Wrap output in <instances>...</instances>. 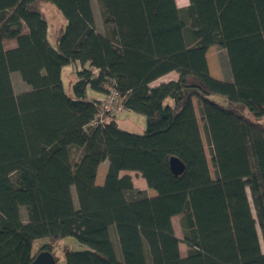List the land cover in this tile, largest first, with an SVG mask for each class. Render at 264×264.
<instances>
[{
	"label": "trees",
	"instance_id": "16d2710c",
	"mask_svg": "<svg viewBox=\"0 0 264 264\" xmlns=\"http://www.w3.org/2000/svg\"><path fill=\"white\" fill-rule=\"evenodd\" d=\"M45 2L65 20L54 47ZM91 2L0 0V264H32L42 251L58 262L66 237L87 250L63 247L65 264H264V0H97L105 33ZM214 46L229 81L210 75ZM76 63L66 93L61 71ZM12 73L27 85L18 93ZM110 89L121 111L145 117L142 134L118 127L119 112L96 119L101 100L86 92Z\"/></svg>",
	"mask_w": 264,
	"mask_h": 264
},
{
	"label": "rangeland",
	"instance_id": "374dc122",
	"mask_svg": "<svg viewBox=\"0 0 264 264\" xmlns=\"http://www.w3.org/2000/svg\"><path fill=\"white\" fill-rule=\"evenodd\" d=\"M91 3H92L93 13H94V16L96 18L97 29L99 32L105 33V28L103 26L102 17H101L100 6H99L97 0H92ZM40 8L44 14V17H45V19L47 21V25H48L47 41L51 46L54 47L56 36L59 33L60 29L65 24V20L62 17V15L59 13V11L56 9V7L50 3H46V2L41 3ZM13 45H15L14 40L4 41V47L6 49L11 48ZM207 63H208L210 75L213 78L225 81L226 80L225 77L227 75L231 76L230 69L228 66V61L226 58V54L221 48L214 46L208 50V52H207ZM227 71H228V73H227ZM226 73H227V75H226ZM175 77H176L175 73L168 74L164 78H162L161 80L158 79L156 82H153L151 85L155 86L157 84L162 83V82H160L162 80H170V79L175 78ZM61 80H62V84H63V88H64L65 92L71 93L72 91H71V88L69 87V85H70V82H73L75 80V74H74V70H73L72 66L63 67V69L61 71ZM12 84L14 87V91L16 93L24 90L27 86L26 84H24L22 82L20 75L18 73H12ZM89 91L90 90H88V92ZM211 98L215 102L220 104L221 106H223V107L227 106V99L224 96L213 95V96H211ZM117 103H120V101H118ZM194 104H195V102H194ZM194 109H195V113H196V116H197V119L199 122V126H200L201 136H202V140H203V144H204V148H205V152H206V157H207V161H208V165H209V169H210V174H211V177H213V170H212V166L210 163L209 150H208V146L206 144V141L204 139L202 126H201V122L199 119L196 104L194 106ZM118 112H119V114L116 117V122H117L118 127L122 128L124 130H127L129 132L135 133V134H142L144 132V130H145V117L143 115L133 113V112H129V113L124 114L125 111L121 112V108ZM256 120L258 122H261L264 124V116L261 117L260 119H256ZM123 175H129L130 176L133 187L135 189L145 191L147 196H149V197L155 195V191L147 188L145 181L143 180V178L141 177V175L139 173H136V172H122V173H120V176H123ZM97 180L98 181L102 180L101 179V172H100V174H98ZM102 182H103V180H102ZM72 195H73V199L75 202L74 204H75V206H77L74 190H72ZM21 214H22V217L24 218V210L23 209H21ZM172 224L174 227L176 237H178L180 240H182V232H181V228H180V224H179V218L174 217L172 219ZM45 242L46 241L42 240V239L37 240L34 243L33 252H36L43 244H45ZM63 247H67L71 251L87 250L86 246L78 243L75 239H73L71 237H66V238L60 239L56 243V249L54 251L55 256L59 260L57 264H65L63 251H62ZM179 250H180L181 256L185 257V255L187 253V248L182 242L179 244ZM116 251L118 253L119 259H121L118 244L116 245Z\"/></svg>",
	"mask_w": 264,
	"mask_h": 264
},
{
	"label": "crops",
	"instance_id": "0c3cea01",
	"mask_svg": "<svg viewBox=\"0 0 264 264\" xmlns=\"http://www.w3.org/2000/svg\"><path fill=\"white\" fill-rule=\"evenodd\" d=\"M175 3H176V6L178 7V8H183V7H186V6H188V4H189V2H188V0H175ZM10 41H12V40H10ZM15 45H13L11 48H13ZM210 49V48H209ZM208 52V51H207ZM206 57H207V54H206ZM73 70L74 71H79L80 70V65L79 64H75L73 67ZM174 72H172V73H170V74H173ZM227 73H228V71H227ZM176 74V73H175ZM227 75V74H226ZM165 77V76H164ZM164 77H162V78H164ZM177 77H178V75L176 74V77L175 78H172V79H170V80H176L177 79ZM162 78H160L159 80H161ZM226 79H227V81H229V75H227L226 77H225ZM170 80H162V81H160V82H168V81H170ZM156 82V81H155ZM158 85V84H157ZM152 86V85H151ZM156 86V85H155ZM86 97L89 99V100H95V101H100V100H102L103 99V97H104V95L103 94H100V93H97V92H94V91H89L88 92V90H87V92H86ZM124 110H122L121 112H123ZM126 113H129L128 111H125V113L124 114H126ZM107 163H105V162H103L100 166H99V169H98V172H97V178H98V174H100V172H101V179L103 180L104 179V176H105V173H106V169H107V165H106ZM102 180L101 181H98L97 180V184H101V182H102ZM173 219V218H172ZM174 228V227H173ZM175 232V231H174ZM59 261V260H58ZM58 263V262H57Z\"/></svg>",
	"mask_w": 264,
	"mask_h": 264
},
{
	"label": "built area",
	"instance_id": "2783aa9c",
	"mask_svg": "<svg viewBox=\"0 0 264 264\" xmlns=\"http://www.w3.org/2000/svg\"><path fill=\"white\" fill-rule=\"evenodd\" d=\"M117 94L113 89L109 90V94L100 101L101 113L97 116V120L100 123H107L109 121V115H113L120 110V103ZM119 108V109H118Z\"/></svg>",
	"mask_w": 264,
	"mask_h": 264
},
{
	"label": "water",
	"instance_id": "95a60500",
	"mask_svg": "<svg viewBox=\"0 0 264 264\" xmlns=\"http://www.w3.org/2000/svg\"><path fill=\"white\" fill-rule=\"evenodd\" d=\"M169 165L171 171L175 175H180L184 170L183 163L177 158H170ZM32 264H57V260L55 259L52 253L48 251H42L36 255Z\"/></svg>",
	"mask_w": 264,
	"mask_h": 264
}]
</instances>
